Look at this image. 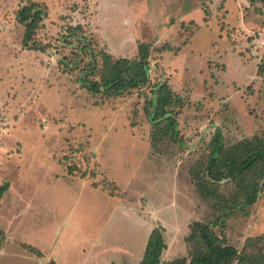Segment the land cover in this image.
Returning <instances> with one entry per match:
<instances>
[{"label":"rangeland","instance_id":"rangeland-1","mask_svg":"<svg viewBox=\"0 0 264 264\" xmlns=\"http://www.w3.org/2000/svg\"><path fill=\"white\" fill-rule=\"evenodd\" d=\"M34 1L45 13L31 49L18 12ZM99 1L0 0V185L10 184L0 200V264H139L158 223L162 259L187 256L189 225H214L220 213L191 169L206 164L218 130L227 145L264 136L262 0ZM68 24L85 28L99 65L102 53L134 59L149 43L151 86L114 97L89 91L79 79L91 57L76 38L61 39ZM159 82L183 100L177 141L153 138L146 107ZM220 184L230 195L232 184ZM225 228L239 250L263 234L264 190Z\"/></svg>","mask_w":264,"mask_h":264},{"label":"trees","instance_id":"trees-1","mask_svg":"<svg viewBox=\"0 0 264 264\" xmlns=\"http://www.w3.org/2000/svg\"><path fill=\"white\" fill-rule=\"evenodd\" d=\"M44 13L40 3L36 1L22 6L18 12L19 21L26 26L24 43L31 49L39 48L35 34L39 23L43 21ZM196 26L199 27L198 24ZM85 32L82 25L68 24L60 37L68 42L69 39L76 38L79 43L77 46L91 57L87 71L79 79L89 91L114 97L133 89L151 86L149 43H139L134 59H114L111 54L102 53L104 60L99 65V54L94 52L93 42ZM30 41H33L31 45ZM161 50L170 51L171 47L165 46ZM76 58L75 66H78L80 54ZM65 64L69 65V60ZM148 101L146 113L154 128V140L166 137L177 141L180 110L176 108L183 106L181 97L172 90L168 82H159L154 84L152 97ZM68 171L72 174L74 170L69 168ZM191 174L201 195L211 201L213 208L220 212L214 225L203 221L192 222L189 225L190 234L186 237L190 244L188 255L164 261L162 255L168 244L164 236L165 227L158 223L148 237L139 264H264V233L248 238L242 250H239L228 242L225 232L230 216L236 211L247 214L248 207L258 201L264 190V136L255 134L227 145L223 133L216 131L209 143L206 164L199 163L191 169ZM225 180L233 186V191L228 196L223 193L220 184ZM9 185V182L0 185V200ZM110 193L117 195L113 190ZM215 224L222 226L220 232L215 230ZM29 247L36 250L31 245ZM37 252L41 253L39 250Z\"/></svg>","mask_w":264,"mask_h":264},{"label":"built area","instance_id":"built-area-1","mask_svg":"<svg viewBox=\"0 0 264 264\" xmlns=\"http://www.w3.org/2000/svg\"><path fill=\"white\" fill-rule=\"evenodd\" d=\"M255 42H256V43L259 42V44L264 45V37H263V38H260V39H258V40H255Z\"/></svg>","mask_w":264,"mask_h":264},{"label":"crops","instance_id":"crops-1","mask_svg":"<svg viewBox=\"0 0 264 264\" xmlns=\"http://www.w3.org/2000/svg\"><path fill=\"white\" fill-rule=\"evenodd\" d=\"M97 1H99V0H97ZM100 2V1H99ZM99 2H98V4H99ZM198 6V5H197ZM188 14H189V12H188ZM184 20H188V21H195L193 18H190V19H188V18H185ZM184 20H182V21H184ZM196 23H199V22H196ZM201 25V24H200Z\"/></svg>","mask_w":264,"mask_h":264}]
</instances>
